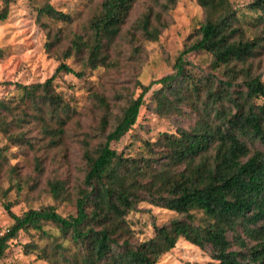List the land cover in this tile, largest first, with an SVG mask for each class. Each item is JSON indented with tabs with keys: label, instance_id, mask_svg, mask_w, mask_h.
<instances>
[{
	"label": "trees",
	"instance_id": "1",
	"mask_svg": "<svg viewBox=\"0 0 264 264\" xmlns=\"http://www.w3.org/2000/svg\"><path fill=\"white\" fill-rule=\"evenodd\" d=\"M165 1L174 5L179 0ZM136 2L105 0L102 8L108 15L92 25V45L72 43L63 53L64 59L79 58L85 70L75 71L63 61L43 83L13 84L16 95L0 99V133L32 149L22 132L26 125L41 129L51 145L61 143L70 107L54 90L56 78L64 74L83 79L86 70L107 67L108 49ZM197 2L206 13L205 21L196 30V40L178 57L172 74L147 86L138 84L140 95L115 117L107 100L95 97L102 111L97 129L101 142L92 148L88 140L82 141V183L75 192L61 180L48 183L52 199L72 202L74 214L63 217L48 206L18 216L11 211L12 203L3 204L13 224L0 236V259L19 232L46 235L43 227L50 224L62 240L50 237L44 248L27 245L25 253H37L53 264H157L180 239L208 249L217 264H264V104L257 103L264 99V82L253 72L264 33L247 38L227 0ZM248 8L253 13L251 27L264 29V0H254ZM37 12L55 21H71L48 4ZM6 18L5 9L0 20ZM138 27L144 39H158L160 28L152 24L150 14ZM192 52L209 54L224 80L215 84L210 76L194 78L183 59ZM153 85H161L156 94L160 115L184 116L183 108L189 107L196 120L188 128L160 133L155 141L141 140L136 155L117 153L111 144L133 129ZM4 150L0 149V168L7 162ZM33 161L34 171L42 174V160L35 156ZM14 172L10 169V174ZM142 203L180 219L154 225L150 239L135 242L129 216Z\"/></svg>",
	"mask_w": 264,
	"mask_h": 264
},
{
	"label": "rangeland",
	"instance_id": "2",
	"mask_svg": "<svg viewBox=\"0 0 264 264\" xmlns=\"http://www.w3.org/2000/svg\"><path fill=\"white\" fill-rule=\"evenodd\" d=\"M104 1L0 0V13L5 9L7 11V18L0 20V99L16 95L15 83L30 85L45 82L63 61L75 71L85 70L79 58L71 55L64 59L63 53L72 43L92 45V25L108 15L102 8ZM227 1L240 18L247 38L264 33L263 28L253 29L250 25L253 13L248 6L254 0ZM47 4L69 15L71 21L60 22L38 16L37 10ZM147 14H150L152 24L160 28L156 41L144 39L138 30V22ZM205 18L206 13L197 0H179L174 5L167 4L165 0H137L108 49L107 67L86 70L83 79L64 74L56 78L54 90L70 107L69 121L64 127L61 143L51 145L49 137H43L45 135L41 129L26 125H23L22 132L32 144V149L25 143H13L0 133V149H5L3 152L7 156L6 165L0 168V236L13 224L3 207L5 203H12L11 211L18 216L30 209L48 206L55 207L63 217L74 214L72 202H55L52 199L48 183L55 180L66 182L70 192H75L82 183V141L88 140L92 148L101 142L97 129L102 111L95 97L105 98L111 105V115H118L128 101L140 95L142 90L138 84L147 86L174 72L178 57L196 40V30ZM260 53L253 62V72L260 75L264 82V44ZM183 59L188 64L187 71L194 78L210 76L215 84L224 80L222 69L214 65L209 54L192 52ZM160 89L161 85L151 87L144 96L133 129L120 141L111 144L117 153L136 155L141 140L155 141L160 133L174 132L179 127L188 128L196 120L189 107L183 108L184 116L160 115L156 96ZM257 103L264 104V99H258ZM35 156L42 160L43 171L40 175L34 171ZM12 168H15V172L10 174ZM175 218L179 217L170 211L140 204L138 210L129 216L134 241L150 239L154 235V225L161 226ZM43 230L46 235L34 231L19 232L15 239L8 242L0 264H53L51 260L40 258L37 253H25L27 245L44 248L52 241L48 239L50 237L62 240L53 225H45ZM65 246L74 250L69 242ZM157 264L217 263L210 258L208 249L201 250L180 239L175 248L163 255Z\"/></svg>",
	"mask_w": 264,
	"mask_h": 264
}]
</instances>
